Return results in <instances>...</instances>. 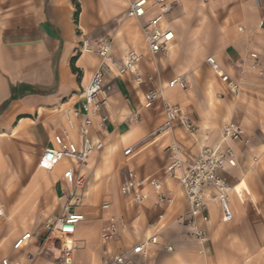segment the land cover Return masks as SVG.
<instances>
[{
  "label": "crops",
  "instance_id": "crops-1",
  "mask_svg": "<svg viewBox=\"0 0 264 264\" xmlns=\"http://www.w3.org/2000/svg\"><path fill=\"white\" fill-rule=\"evenodd\" d=\"M133 1L0 0V264L3 257L20 264H57L59 252L45 251L42 238L35 234H42L38 223L49 217L33 221L27 209L42 204L49 191L53 195L50 206H60L59 213L50 217L61 216L73 188L64 177L69 168L86 175L83 204L75 208L86 215L76 234L81 242L79 257L87 256L94 243H102L106 254L115 255L157 237V242L148 245L152 259L146 264H210L199 255L210 243L216 250L212 264H264V246L248 242L256 231L252 217H264V0H176L167 20L177 40L170 55L156 57L155 63L148 55L135 65L143 84L135 85L125 73L106 75L105 82L113 84L112 107L104 112L109 120L100 126L98 114L90 128L92 142L104 146L83 165L65 159L52 170L41 168L49 180L41 179L38 163L45 148L54 144L56 133L69 129L75 142L83 141L81 119L75 118L74 111L81 107L80 93L99 65L97 50L114 38L112 53L117 61L132 49L147 52L140 22L126 18ZM83 41L94 51H83ZM209 56L239 83L238 94L223 81L224 90L221 77L207 62ZM178 75L186 77L189 91L166 88ZM153 87L164 89L172 103L182 104L195 124L194 134L180 121L170 132H156L164 122L163 100L149 108L143 104L145 93ZM220 90L224 94L219 97ZM68 115L76 123L73 129ZM229 122L245 130L240 139L224 140ZM174 142L182 146L188 162L205 145L231 146L236 153L238 164L228 168L225 177L233 186L234 220L243 217L246 221L238 226L228 224L234 220L224 222L213 201L214 226L203 246L190 234V204L181 183L165 172ZM129 147L133 150L126 155ZM130 171L140 177H158L175 193V201L157 206V193L149 187V199L134 205L121 192ZM107 199L111 208L100 206L98 218H90L91 208ZM112 216L124 217L126 226L104 242L101 229ZM197 223L205 225L200 217ZM28 225L35 229L31 231L34 236L23 249H14V241ZM232 226L235 232H229ZM168 228L174 230L176 240ZM231 235L245 239L246 243L240 242L242 252L252 257L231 256L240 247L232 243ZM182 241L199 244L192 250V245Z\"/></svg>",
  "mask_w": 264,
  "mask_h": 264
},
{
  "label": "built area",
  "instance_id": "built-area-1",
  "mask_svg": "<svg viewBox=\"0 0 264 264\" xmlns=\"http://www.w3.org/2000/svg\"><path fill=\"white\" fill-rule=\"evenodd\" d=\"M176 0H135L131 3L126 14V18L136 19L140 22L147 52L143 53L136 49L128 51L121 61H117L112 53L113 40L110 39L103 44L97 53L100 62L93 73L88 84L83 87L80 93L81 107L74 111L75 118H80L79 126L82 143L78 144L72 138L69 129L62 133H56L53 137L54 144L48 146L43 151L39 166L43 169L52 170L55 166L65 159H72L78 164L83 165L86 159L98 149L104 146V143L94 144L90 138V128L94 124V117L100 115V126L109 120L108 114L104 113L112 105V85L105 82L107 74L115 73L112 65H118L124 73H134L137 75L138 84H143L142 75L133 70V66L144 60L148 55L156 57L162 53L167 55L172 45L177 40V34L174 28L167 20V14L172 11ZM208 2L209 0H204ZM83 51L93 52L87 41L82 43ZM256 57V55H254ZM207 62L211 68L221 77L230 90L238 94L240 91L239 83L231 79L226 74L216 58L209 56ZM117 74V73H116ZM120 74V73H118ZM168 86L174 88L180 86L183 91H189L190 86L184 75H180L169 81ZM162 91L160 88H150L144 97V106L149 108L161 99ZM164 122L158 127V133L170 132L176 121L180 123L191 133L196 131L195 124L191 118L185 114L183 107L172 103L169 99L163 98ZM68 125L70 129L76 127L74 119L68 115ZM245 130L234 122H229L224 127V140L240 139ZM171 155L165 172L178 178L190 204L189 227L191 236L199 243L207 242L210 234L209 225H211L212 215L210 204L215 201L222 212V220L231 222L234 220V211L231 207V194L233 186L225 177V172L230 167H236L238 164L236 153L231 146L217 147L205 145L200 149L197 157L188 162L184 159L183 148L178 142L172 143ZM133 147L125 150L129 155ZM64 177L69 184L73 186L70 190V198L63 206L62 215L54 218L49 217L46 221V229L49 235L47 240H51L49 249L58 250L57 264H76L75 250L78 246L75 234L80 223L86 219V215L75 210L83 204V195L81 191L86 186V175L82 171H75L73 168L65 170ZM151 187L157 193V206L163 208L171 205L175 201V193L166 188L158 177H140L134 171H130L127 180L121 186V192L136 205H143L149 199L147 188ZM111 200H104L103 209H110ZM0 213H3L0 210ZM202 217L204 226L197 223V218ZM163 218V215L160 217ZM126 226V219L120 216L110 217V222L101 229V239L104 242L112 240L120 231V227ZM33 233L28 231L20 235L14 241V249L21 250L28 244L33 237ZM157 242V237L147 239L146 241L134 244L116 253L113 256L115 264H131L139 256H146L149 253V243ZM171 248V247H169ZM1 264H20L9 257H3ZM245 264V263H242Z\"/></svg>",
  "mask_w": 264,
  "mask_h": 264
},
{
  "label": "rangeland",
  "instance_id": "rangeland-1",
  "mask_svg": "<svg viewBox=\"0 0 264 264\" xmlns=\"http://www.w3.org/2000/svg\"><path fill=\"white\" fill-rule=\"evenodd\" d=\"M176 13H177V9H175L173 11L172 16L176 15ZM135 35L137 37L140 36V34H135ZM111 39L114 40V38H111ZM177 51H178V49H177ZM156 65H157V63H156ZM211 72H214V71L211 69ZM126 75H131L132 78H133L134 84L137 85V86H141V84L139 85L138 82H137V75L136 74L127 73ZM143 79H144V77H143ZM220 81H221V83L223 82L221 79H220ZM111 85H112V88H113V84L112 83H111ZM223 86H224V90H225V85L223 84ZM223 92H224L223 90L218 91L217 96H219V97L222 96L224 94ZM179 105L181 107H183L182 104L179 103ZM184 110H185V113H186L187 111H186L185 108H184ZM38 170L41 172L40 174H43L41 179H45V180L48 179L49 180V178H47L48 175H46L47 172L42 171L43 169H41L39 167H38ZM52 202H53V195H51L49 191H46L44 193V199H43V203L42 204H36V205H33V206H28L27 217H32L33 221H35L36 217H50V216L58 214L59 210H60V206L59 205L58 206H56V205L50 206V203H52ZM101 203H102V201L99 204H97L96 206L91 208L92 213L89 215L90 218H98V215H97L96 212L99 210L100 206H102ZM252 218H254L256 220L255 223L253 222L256 225V226H254L256 228V231H252V233H254L255 235L252 234V236L250 238L248 237L249 240H250L248 242L250 244H252V246H257V247L259 245L264 246V217H252ZM11 219H15V217H13ZM46 221L43 220L40 223H38V224H41L43 226L42 234L39 235V233H37V232L35 234H36L37 237L42 238L43 246L46 247L45 251H48V253H50V254H52L53 252L54 253H58L59 252L58 250L52 251L51 249H49V246L52 247V245H51V240H47L46 241V237L49 235V233L47 232V229H46ZM245 221L246 220H244L243 217H241V218L236 217L233 222L228 223V224H233L235 222L236 225L238 226V225L242 224ZM31 227L32 226L28 225L24 229L23 232H28V231L31 232L33 230L35 231V229L31 230L30 229ZM241 228H242V226H241ZM168 229H170L169 234H171L174 237L176 235L174 233V230L172 228H168ZM229 232H235V227L234 226L230 227ZM259 234H261L262 236L260 237ZM169 240H172V239H169ZM174 240H176L175 237H174ZM231 240H232V243H235L234 245H237V244L240 245L241 241L246 243V241H244L245 239H241V237H234L233 235H231ZM207 242H205V244ZM184 243L192 245V247H191L192 250L195 248V247H193L194 245H198L199 244L196 241H182V244H184ZM79 244L81 245V242H79ZM241 244L243 245V243H241ZM187 247H188V249L190 248V246H187ZM78 249H79V246H77V248L75 250V261L77 262L76 264H115V263H113V256L114 255L113 254H106L104 252V247H103L102 243H94V244H92L90 253L87 256H85V257H82V256L79 257L78 256ZM165 251L166 252L167 251L170 252L168 248H166ZM150 252L151 251H149V253L146 256L136 257L131 262V264H146L147 262H149L152 259V255H151ZM203 252L204 253H202V254H199V253L198 254L201 255V257L205 261H208L210 264H212V262L216 258V250H215L214 244L210 243V245L207 248H205ZM31 256L33 257V255H31ZM231 256L240 257L241 259H245L246 257L247 258L248 257H252V255L245 254V253L242 252L241 245H240V247L238 249L234 250V252L231 254Z\"/></svg>",
  "mask_w": 264,
  "mask_h": 264
},
{
  "label": "bare ground",
  "instance_id": "bare-ground-1",
  "mask_svg": "<svg viewBox=\"0 0 264 264\" xmlns=\"http://www.w3.org/2000/svg\"><path fill=\"white\" fill-rule=\"evenodd\" d=\"M173 46V45H172ZM171 50H172V47L170 48V50H169V52H168V54L167 55H164V54H162V53H159V54H157L156 55V57H164V56H168V55H170V53H171ZM156 57H152V58H154L153 59V62L155 63V59H156ZM138 65H140V64H138ZM112 67H113V71L115 72V74L118 72V73H124L123 71V69H121V68H119V66L118 65H112ZM141 67V65L139 66V68ZM116 70V71H115ZM133 70L134 71H136L139 75H140V72L137 70V68L135 67V65L133 66ZM180 75H178V76H176V77H179ZM176 77H174L173 79H175ZM142 79H143V77H142ZM144 80V79H143ZM171 81V80H170ZM168 83H169V81H168ZM167 89H174V88H179V89H181L182 90V88L180 87V86H176V87H174V88H170L169 86H168V84H167V87H166ZM160 90L162 91V97H161V99H163V98H166L165 97V95H164V89H161L160 88ZM145 97V96H144ZM143 104H144V101H143ZM111 107H112V105H111ZM110 107V108H111ZM152 107V106H151ZM3 134V133H2ZM38 166H39V163H38ZM40 167V166H39ZM41 168V167H40ZM201 218V220H202V217H200ZM203 221V220H202ZM211 225H209V229H211V227L212 226H214V220H213V217H212V219H211ZM77 234V233H76ZM76 234H75V239L77 240L76 242H77V244H78V246H79V242H80V239L79 238H77L76 237ZM208 241V240H207ZM200 245H205V243H200ZM172 248V247H171ZM171 248H169V249H171Z\"/></svg>",
  "mask_w": 264,
  "mask_h": 264
}]
</instances>
